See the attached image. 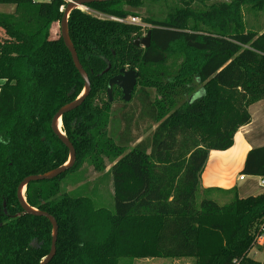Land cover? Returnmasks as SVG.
<instances>
[{
    "label": "trees",
    "instance_id": "obj_1",
    "mask_svg": "<svg viewBox=\"0 0 264 264\" xmlns=\"http://www.w3.org/2000/svg\"><path fill=\"white\" fill-rule=\"evenodd\" d=\"M144 1L87 7L127 18L139 16L133 9ZM64 3L0 0L15 7L0 12V31L19 45L14 53L0 51V197L15 214L23 211L17 199L21 182L70 158L52 121L86 83L62 35L52 36ZM248 8L264 12V0H176L164 18L143 19L146 30L78 8L70 13V38L91 91L62 119L76 162L58 177L27 187L30 206L58 222L56 254L47 264H120L122 258L257 263L249 253L264 219V192L239 197L231 189L235 195L225 204L207 196L198 200L210 151L231 148L239 129L252 122L250 107L264 99V31L247 27ZM149 30L151 45H135ZM122 68L137 70L138 83L130 101L114 86L111 101L109 81ZM117 101L123 102L118 115ZM88 158L99 172L110 161L114 211L62 188L67 172ZM242 173L264 176V145L248 152ZM52 241L46 216L5 218L0 264H41Z\"/></svg>",
    "mask_w": 264,
    "mask_h": 264
},
{
    "label": "rangeland",
    "instance_id": "obj_2",
    "mask_svg": "<svg viewBox=\"0 0 264 264\" xmlns=\"http://www.w3.org/2000/svg\"><path fill=\"white\" fill-rule=\"evenodd\" d=\"M175 4L176 0H145L142 6L132 9L142 19L147 17L164 18ZM76 8L84 9L79 7ZM14 11V6L0 4V12L10 13ZM245 19L249 29L258 32L264 31V12L257 13L248 8L245 10ZM60 34L61 25L57 23L53 25L52 36L57 37ZM18 47L19 45L15 40L11 41V38H9L4 31H0V51L14 53ZM122 103V101H117L113 104V114L116 113L118 115L121 112ZM251 112L255 117L254 127L256 132L264 133V99L263 101L261 100L255 103L252 106ZM106 163L107 169L103 172H99L94 168L89 158L86 159L79 169L67 172L62 180L63 190L75 197H90L92 203H94L95 207L98 209H105L106 212L114 211L115 198L113 177L112 174L108 172L111 166L110 161L107 159ZM239 185L241 194L244 196L254 195L263 190L258 176H246V180L240 181ZM204 196L205 194L199 193L198 200H201ZM141 260L142 259L122 258L120 264H161L159 263L160 261H167L162 264H194V260L192 259H184L179 262H176L172 258H155V260L151 259L149 261Z\"/></svg>",
    "mask_w": 264,
    "mask_h": 264
},
{
    "label": "water",
    "instance_id": "obj_3",
    "mask_svg": "<svg viewBox=\"0 0 264 264\" xmlns=\"http://www.w3.org/2000/svg\"><path fill=\"white\" fill-rule=\"evenodd\" d=\"M101 1H107V0H73L67 4V7L63 13V18L61 21V35L63 37V40L68 47L69 51L71 52V55L73 57L74 63L81 73L83 79L85 80L86 86L85 90L82 93V95L76 99L75 101L67 104L66 106L62 107L54 116L53 121H52V128L54 132L59 136V138L63 141V143L69 148L70 150V158L69 161L55 169L52 170L48 173L45 174H40V175H31L24 179L20 186H19V196L23 194V190L27 188L28 184L32 181H38V180H45V179H53L64 173L67 169H69L71 166L74 165L77 159V154H76V149L72 142L68 139L66 136L65 132L61 130L58 125L59 122L61 121L63 123V115L71 110H74L78 108L85 100V98L89 95L91 91V81L89 78V75L87 71L85 70L84 66L82 65L77 50L70 38L69 34V28H68V19L70 16V13L76 9L75 3H78L82 6H87L90 3L93 2H101ZM125 1H131V0H125ZM151 38H152V31L149 30L146 35L142 37H137L134 40L135 45L137 46H143L145 48L149 47L151 45ZM111 67V65L108 67V69ZM106 69V71L108 70ZM138 78L139 74L137 70L130 68H122L120 73L118 75L113 76L110 81H109V87H108V94L110 96V100L113 101V88L114 86H118L122 92H123V99L125 101H130L133 96V92L135 90V87L138 83ZM20 200L22 203L23 208L26 210L27 213L29 214H35V215H40V216H46L50 219V221L53 224V241H52V246H51V251L49 255L41 262V264H47L49 263L53 257L56 254L57 250V237H58V231H59V226L56 218L51 215L48 212L40 211L32 206H30L26 200V198L20 196Z\"/></svg>",
    "mask_w": 264,
    "mask_h": 264
},
{
    "label": "crops",
    "instance_id": "obj_4",
    "mask_svg": "<svg viewBox=\"0 0 264 264\" xmlns=\"http://www.w3.org/2000/svg\"><path fill=\"white\" fill-rule=\"evenodd\" d=\"M4 82V80H0V86ZM252 106L250 107V111ZM252 116V122L248 125L242 126L236 133L234 145L231 148L224 151H210L208 161L201 176L200 194H205V196L217 200L220 204L229 202L235 195L234 191H229L231 189H236V194L239 197H247L241 194L239 182L246 180V176L250 175H245L244 179H240V176L244 175L242 171L244 169L248 152L253 148L264 145V133L256 132L254 127L255 117L253 114ZM263 192L264 189L254 195ZM249 257L257 262L256 264H264V239L250 251ZM151 259L155 260V258H143L142 260L149 261ZM184 259L194 260L193 258H180L173 260L179 262ZM164 262L167 261H160L159 263L162 264Z\"/></svg>",
    "mask_w": 264,
    "mask_h": 264
},
{
    "label": "built area",
    "instance_id": "obj_5",
    "mask_svg": "<svg viewBox=\"0 0 264 264\" xmlns=\"http://www.w3.org/2000/svg\"><path fill=\"white\" fill-rule=\"evenodd\" d=\"M35 2H52L53 0H33ZM65 3L61 5L60 7V11L64 13L66 7H67V4L73 0H64ZM81 8V7H79ZM86 8V9H85ZM83 11H86L90 14H93L97 17H100V18H108V19H112V20H115V21H119V22H122V23H131V24H137V25H141L143 27L144 30L148 29V25L143 21V19L140 17V16H136V15H131L127 18H118V17H111V16H106L104 14H101V13H98L96 11H93L91 10L90 8H88L87 6H84V9H81ZM146 35V32L145 34ZM245 178V175H241L240 176V179H244ZM259 179H260V185L262 186V188L264 189V176H259ZM264 239V219L261 223V226H260V233L258 234L257 238H256V241L254 243V246L258 245L259 243H261Z\"/></svg>",
    "mask_w": 264,
    "mask_h": 264
},
{
    "label": "flooded vegetation",
    "instance_id": "obj_6",
    "mask_svg": "<svg viewBox=\"0 0 264 264\" xmlns=\"http://www.w3.org/2000/svg\"><path fill=\"white\" fill-rule=\"evenodd\" d=\"M19 186H18V189H17V199H18L19 206L22 208L23 211H18L17 214L11 212V210L8 207V202L5 199V197L4 196L0 197V226L2 225L3 219H5V218H11V219H13V218L19 217L21 214H29L23 208L22 203H21V200H20V196H22V195L27 200V188L24 189L25 191L23 190V194L19 196ZM27 202H28V200H27Z\"/></svg>",
    "mask_w": 264,
    "mask_h": 264
},
{
    "label": "bare ground",
    "instance_id": "obj_7",
    "mask_svg": "<svg viewBox=\"0 0 264 264\" xmlns=\"http://www.w3.org/2000/svg\"><path fill=\"white\" fill-rule=\"evenodd\" d=\"M74 5H75V7H81V8H84V6H82V5L78 4V3H75ZM85 9H86V8H85ZM58 127H59L61 130H63V123H62L61 121L59 122ZM24 191H25V190H24Z\"/></svg>",
    "mask_w": 264,
    "mask_h": 264
}]
</instances>
